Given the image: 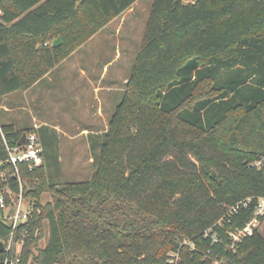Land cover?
Returning <instances> with one entry per match:
<instances>
[{
    "label": "trees",
    "instance_id": "trees-1",
    "mask_svg": "<svg viewBox=\"0 0 264 264\" xmlns=\"http://www.w3.org/2000/svg\"><path fill=\"white\" fill-rule=\"evenodd\" d=\"M136 1L0 0V97L30 88ZM23 131L0 124V162ZM36 131L45 161L22 166L34 207L21 264H264L258 227L234 247L230 236L264 197V0H154L88 180L38 183L57 163V135ZM9 183L18 188L9 177L0 190ZM10 232L0 209V242Z\"/></svg>",
    "mask_w": 264,
    "mask_h": 264
},
{
    "label": "rangeland",
    "instance_id": "rangeland-1",
    "mask_svg": "<svg viewBox=\"0 0 264 264\" xmlns=\"http://www.w3.org/2000/svg\"><path fill=\"white\" fill-rule=\"evenodd\" d=\"M153 2L140 0L132 11L114 21L58 65L45 79V101H40V106L33 102L34 90L26 94L25 90H19L0 97V101L11 105L12 109L0 111V122L6 118L21 130L29 127L38 130L32 121L35 114L39 119L45 118V126L57 135V163L46 164L48 178L42 174L36 179L38 183L48 186V181H85L91 177L97 151L92 147L93 141L100 140L123 99ZM82 69L88 75H83ZM41 104L45 105L44 109ZM98 110L102 115L94 116ZM84 128H88V133L83 132ZM51 200V191H43L42 205L46 206ZM256 227L264 236V220ZM41 234L38 246L44 247L49 238L46 220Z\"/></svg>",
    "mask_w": 264,
    "mask_h": 264
},
{
    "label": "built area",
    "instance_id": "built-area-1",
    "mask_svg": "<svg viewBox=\"0 0 264 264\" xmlns=\"http://www.w3.org/2000/svg\"><path fill=\"white\" fill-rule=\"evenodd\" d=\"M22 135L24 143L7 144V158L0 162V178L8 181L9 177H13L18 186L17 189H13L9 183L0 190V209L3 211V220L11 229L3 241L7 256L1 264H21L23 262L26 237L30 232L27 225L33 217L34 201L27 195L29 187L23 177L22 166L32 170L42 166L45 161L44 146L39 133L35 129H30L23 131ZM260 163L261 161L257 162V164ZM261 215H264V197H259L251 220L243 228L230 232L231 247H234L236 242L242 240L243 237L254 232ZM39 232L40 229L36 231V234ZM34 251L37 252L35 248ZM32 259L33 256H30L28 264H31ZM215 264H218V261H215Z\"/></svg>",
    "mask_w": 264,
    "mask_h": 264
},
{
    "label": "crops",
    "instance_id": "crops-1",
    "mask_svg": "<svg viewBox=\"0 0 264 264\" xmlns=\"http://www.w3.org/2000/svg\"><path fill=\"white\" fill-rule=\"evenodd\" d=\"M140 0H137L129 9H127L125 12H123L121 15H119V16H117V17H115L114 19H112L105 27H103L100 31H98L95 35H93L90 39H88L85 43H87L88 41H91L92 39H95L98 35H99V33H101L106 27H108L110 24H112L114 21H116L117 19H119L120 17H122V16H124V15H126L127 13H129L130 11H132L133 9H134V7H135V5L136 4H138V2H139ZM84 43V44H85ZM84 44H82V45H84ZM81 45V46H82ZM80 46V47H81ZM78 49V48H77ZM77 49L73 52V53H75L76 51H77ZM127 50V49H126ZM72 53V54H73ZM72 54L70 55V56H72ZM69 56V57H70ZM69 57H67L66 59H64L60 64H62L63 62H65V61H67V59L69 58ZM60 64H58V65H60ZM57 65V66H58ZM56 66V67H57ZM56 67H54L51 71H49L43 78H41L39 81H37L34 85H32L30 88H28V89H26L25 91H24V93L26 94V93H28L29 91H33L34 90V92H33V102H34V104H35V106H40V104H39V102L41 101L42 103L45 101V79L47 78V77H49L50 75H51V73L53 72V70L56 68ZM106 69V66L104 67V70ZM81 73L83 74V75H88V72L85 70V69H82V71H81ZM35 89H37V90H35ZM14 93V92H13ZM13 93H10V94H13ZM41 106L43 107V109H44V107H45V105H43V104H41ZM21 107H23V106H21ZM31 106H29V108H30ZM19 108V107H18ZM10 110H12L11 109V105H9V104H7L6 102H4V101H0V111L2 112H7V111H10ZM30 112L32 113V114H34L33 113V111L32 110H30ZM94 116H97V115H102V112L100 111V110H98V111H96L94 114H93ZM7 119L6 118H2V120H1V122H0V124H13L14 126H15V128L16 129H18V130H21L20 128H17V126L15 125V123L13 122V121H6ZM32 121L34 122L33 123V125H34V127H38V128H40L41 126H45L46 124H47V121H45V118H41V119H39L35 114L33 115V119H32ZM30 129H34V128H28V129H24V131L25 130H30ZM36 130V129H35ZM86 131V133H88V128H84L83 129V132H85Z\"/></svg>",
    "mask_w": 264,
    "mask_h": 264
},
{
    "label": "water",
    "instance_id": "water-1",
    "mask_svg": "<svg viewBox=\"0 0 264 264\" xmlns=\"http://www.w3.org/2000/svg\"><path fill=\"white\" fill-rule=\"evenodd\" d=\"M63 41V38L62 36H59L58 38H56L54 41H53V46H58L62 43ZM19 144H23L24 143V136L22 135L19 142ZM0 249L3 250L4 249V244L3 242L0 243Z\"/></svg>",
    "mask_w": 264,
    "mask_h": 264
}]
</instances>
